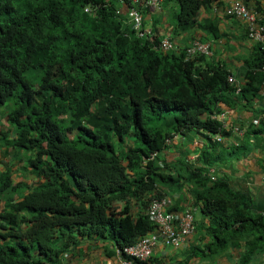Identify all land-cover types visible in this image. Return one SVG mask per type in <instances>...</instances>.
Returning a JSON list of instances; mask_svg holds the SVG:
<instances>
[{"label":"trees","instance_id":"trees-1","mask_svg":"<svg viewBox=\"0 0 264 264\" xmlns=\"http://www.w3.org/2000/svg\"><path fill=\"white\" fill-rule=\"evenodd\" d=\"M163 1L175 8L179 30L197 26L220 35L213 20L197 21L218 0ZM124 2L0 0V104L14 101L8 121L18 134L12 144L25 152L37 181L7 198L20 184L11 182L8 171L0 173V264H59L85 238L107 237L118 250L136 244L157 229L146 215L149 202L185 188L210 218L211 230L236 228L235 237L245 235L253 248L249 253L264 252V214L253 215L246 194L208 174L227 151L212 137H242L249 151L258 144L264 110L252 105L264 100V50L257 45L246 59L245 83L236 95L222 65L204 57L186 61L183 50L152 49L158 37L150 44L136 38L121 12ZM88 6L94 12H85ZM30 71L39 76L37 88L25 77ZM221 105L251 108L245 129H227L213 119ZM176 131H202L204 144L194 161L188 149L173 162L160 160L164 141ZM154 152L158 158L150 160ZM134 202L145 213L133 216ZM160 239L152 251L158 243L172 247ZM152 255L133 264H152Z\"/></svg>","mask_w":264,"mask_h":264},{"label":"crops","instance_id":"crops-1","mask_svg":"<svg viewBox=\"0 0 264 264\" xmlns=\"http://www.w3.org/2000/svg\"><path fill=\"white\" fill-rule=\"evenodd\" d=\"M232 1L218 0L210 9L201 10L199 13L198 22L213 20L216 23L220 31L217 38L210 34L206 35L197 26L185 31L179 30L175 20L176 10L173 6L164 7L161 12L146 11L145 25L151 28L156 27V37L159 39L166 36L171 37L177 50H183L193 40L207 42L212 50V57L207 63L222 65L232 74L244 73L246 72V59L253 55L257 45L248 40L246 27L242 21L225 16L224 11ZM246 2L249 8L264 14V0H247ZM122 11L125 13V8ZM263 93L264 87L260 95L262 96ZM252 107L257 111H263L264 100H255ZM222 108L226 115L225 124L229 126L243 124L242 127L245 129L253 116L251 108H243L241 105L236 108L228 106H222ZM170 135L175 139L168 143L167 148L162 151L160 160L168 163L173 162L181 151L188 149L191 153L187 158L194 161L197 157V150L203 147L204 139L200 135L193 136V132L186 135L176 131ZM187 141L190 142V145L185 147ZM242 142V137L223 139L221 145L227 151L222 155V162L212 165L208 172L214 178L223 177L226 179L234 191L246 194L252 201L251 213L253 215L264 214V151L262 150L264 130L261 131L257 141L259 145L256 144L252 151L244 149ZM129 145L133 146L132 143ZM195 149L196 151H194ZM229 153L232 154L228 155ZM153 157L158 158V155L155 156L154 152L149 159L151 160ZM0 170H3L2 167ZM158 188L160 192L162 190L161 193L165 194L164 185ZM168 197L172 199L171 209L174 208L175 213L184 212L189 205L196 208L195 229L178 249L158 243L153 251L152 264H264V252L249 253V250L253 248L247 247L249 244L245 235L240 238L235 237V227L232 229L233 231L225 229L221 234L211 230L210 218L201 213L198 205H193V199L186 188L174 192ZM0 203L1 208L3 202ZM116 207H124V202L116 204ZM130 207V213L133 216L145 213V208L137 206L135 202L130 203ZM217 235L221 240H225V244L219 241ZM114 244L107 237L81 239L78 245L62 255L59 264H108L114 258Z\"/></svg>","mask_w":264,"mask_h":264},{"label":"built area","instance_id":"built-area-1","mask_svg":"<svg viewBox=\"0 0 264 264\" xmlns=\"http://www.w3.org/2000/svg\"><path fill=\"white\" fill-rule=\"evenodd\" d=\"M245 0L234 1L226 10V14L242 20L246 27V33L249 40L264 44V23L257 13L249 9L245 4ZM133 3H138V0H132ZM159 0L145 1L148 7H156ZM129 17L134 25L137 35L145 37L150 34L149 30L142 29V18L138 11L134 8L129 10ZM162 48L169 50L172 48L168 39L162 40ZM187 56H206L209 57L211 52L209 46L199 42H194L190 49L187 50ZM229 81H233L229 79ZM264 185V178H263ZM170 197H162L154 199L150 202L147 208V216L151 222L157 227L158 232L150 236L142 238L138 243L116 249L113 261L108 264H133V261H146L152 255V247L160 239L164 238V243L170 244L173 248L179 247V237H187L194 232V212L195 207L189 205L182 213H172L168 210L172 206ZM162 240V239H160ZM126 255L130 259H123Z\"/></svg>","mask_w":264,"mask_h":264},{"label":"clouds","instance_id":"clouds-1","mask_svg":"<svg viewBox=\"0 0 264 264\" xmlns=\"http://www.w3.org/2000/svg\"><path fill=\"white\" fill-rule=\"evenodd\" d=\"M145 1L148 2L149 0H138V3H133L132 0H126V2L121 3V12H122L123 16H125V17L127 18V22H128V24L131 26L132 30L134 31V33H135V37H136V38H139V39H142V41H144V42H146L145 40H147V41L149 42V44H150V43H153V42H154V38H156L157 35L155 34L153 28L149 27L148 25H145V19H144V17H145V12H146V11L161 12L162 9L164 8V5H163V4H164V1H163V0H159V3H158V5H157L156 7H151V6L148 7L146 4H144ZM234 1H236V0H233V1L230 3V5H231ZM246 1H247V0L244 1V4L248 7ZM230 5H229V6H230ZM229 6H228V7H229ZM166 7H167V6H166ZM228 7H227V8H228ZM123 8H125V13L122 11ZM131 8H134L136 11H138V12L140 13L141 18H142V29H143V30H149V31H150V34H149V35H146L145 37H139V36L137 35V31L135 30L134 25H133V23H132V21H131V19H130V17H129V10H130ZM227 8H226V10H227ZM248 8H249V7H248ZM249 9H251V8H249ZM251 10L255 11V12L257 13V15L259 16V18L262 19V16H261L256 10H254V9H251ZM84 11H85V12H88V13H92V12H94V8H92L91 6H88V7H85ZM117 13H118V12H117ZM226 15H227V14H226ZM227 16H229V15H227ZM241 21H242V20H241ZM243 24H244V22H243ZM244 27H245V24H244ZM246 36H247V33H246ZM247 38H248V37H247ZM144 39H145V40H144ZM164 39H168V40H169L170 44L172 45V48H171V49H169V50H165V49L162 48V40H164ZM248 40H249V39H248ZM249 41H251V40H249ZM158 42H159V43H158L157 46L150 44V46L152 47V49L155 48L156 50H160V51L163 52V53H167V52H171V51H179V50H177V46L175 45V43L173 42V40H171V37H169V36L162 37L161 39L158 38ZM194 42H199V43H202V44H206V45H208V46H209V50H210V52H211V55H210L209 57H206V56H193V57H188L186 52H187L188 49L191 48V46L193 45ZM251 42L254 43V44H256V45L261 46L262 50H264V44L255 43V42H253V41H251ZM183 51H184V54H185L184 56H185V60H186V61L193 60V59L196 58V57H204V58H206L207 60H210L211 57H212V50H211L210 44L207 43V42H202V41H200V40H193V41H192V42H191L186 48L183 49ZM198 70H199V73H200V72H201V69H198ZM261 70L264 72V65L262 66ZM195 72H196V71H195ZM229 73H230V72H229ZM244 75H245V73H239V74H238V73H237V74H232V73H230L229 76H228V78H227L228 83L235 87V94H236V95H238V94L240 93L241 88H242L243 84L245 83V77H244ZM195 76H196V75H195ZM198 76H199V75H198ZM198 76H196V77H198ZM229 79H232L233 81H229ZM222 106H224V105H221V107H222ZM222 109H223V108H222ZM211 117H212L213 119L217 120V121L222 122L223 125L225 126V128L228 129V127H230L229 125H226V124H225L226 115H224V112H221V113L216 114V115H212ZM258 124H259V120H258V119H254V120H253V125L257 127ZM231 127H232L233 130H239V126H231ZM201 132H202V131H200V133L193 132V134H194L193 136H197V135L201 134ZM17 134H18V133H17L16 131H14V133H13L14 137H13V139L6 141L5 145H6L8 148H10V149H14V150L16 151V153H17L18 155H20V154L23 152V150L18 149V147H16L15 145L12 144V142L16 139ZM6 135H7V133H3V134L0 133V136H2V137L6 136ZM200 136H201V135H200ZM174 139H175V138H174ZM174 139H173V136L169 135V137L167 138L166 142L164 141V143H163V144H164L163 149H166L168 143L172 142ZM212 139H213L214 141H216V142H221V143H222V141H223V139H222L221 137H219V136H214V137H212ZM9 143H10V145H8ZM0 151H2V153H3L4 156H7V157H8L7 160H10V159L12 158V159H11V160H12V163H10L9 165H5V163H4V166H8L9 168L7 169V168L4 167V169L2 170L1 173H5V172L8 171L9 174H10V180H11V182H12L14 185H19V184L22 185V186H23V191H24V193H26L28 187H25V186H29V187H30L31 184H35V183L37 182L36 179L33 177V175H31L30 169H28V168L26 167L27 163H26V164H23L22 159L13 160L14 158L11 157V155H12V153H13L12 151L2 150V149H1ZM9 153H11L10 157L8 156ZM23 153L25 154V152H23ZM155 156H156V152H155ZM154 158H155V157H153L151 160H153ZM7 160H5V162H8ZM21 161H22V164H21L20 167H18V165H17L16 163H19V162H21ZM0 164H3V163H0ZM10 168H13V170L16 169V170L21 171V173H22L23 175L20 176V177L16 176V173H15L16 170H14V173H12L11 170H10ZM208 170H209V169H208ZM27 174H30L31 177H33L34 180L32 181V180H31V177H30L29 179L26 178V177H27ZM208 174H209V172H208ZM209 176L211 177L212 180L215 179V178H214L213 176H211L210 174H209ZM29 182H32V183L29 184ZM24 193H23V194H24ZM164 197H167V196H164ZM161 198H162V197H161ZM155 199H156V198H155ZM157 199H159V198H157ZM153 200H154V199H152L151 201H153ZM151 201H150V202H151ZM0 202H3V204H4V201H3V200H1ZM150 202H149V204H150ZM0 204H1V203H0ZM1 208H2V205H1ZM1 208H0V209H1ZM147 208H148V207H147ZM170 209H171V207H170ZM170 209L168 210L169 212L175 213V212L171 211ZM146 215H147V214H146ZM148 219H149V218H148ZM149 221L151 222L150 219H149ZM151 223H152V222H151ZM152 225H154V224L152 223ZM194 227H195V224H194ZM194 229H195V228H194ZM158 230H159V229H156V232H155V233H157ZM192 234H193V233H192ZM192 234H191V235H192ZM191 235H188L187 237H181V236H180V237H179V240H180L179 247H181V246H182V243L185 242V241H186ZM179 247L174 248V249H178ZM172 248H173V247H172ZM115 250H116V247H115ZM112 261H113V260H112Z\"/></svg>","mask_w":264,"mask_h":264},{"label":"rangeland","instance_id":"rangeland-1","mask_svg":"<svg viewBox=\"0 0 264 264\" xmlns=\"http://www.w3.org/2000/svg\"><path fill=\"white\" fill-rule=\"evenodd\" d=\"M25 77L28 81H30L33 84L34 88H37L39 76L35 71H30V72L26 73ZM13 109H14V101L13 100L8 101L5 104H0V133L1 134L7 133V135L4 137L0 136V150L2 149V150L12 151L13 152L12 155H11V153L8 154L9 157L11 155V157L14 158L13 160L22 159L23 164H26V155L23 152L20 155H18L14 149H10L5 145L6 141L11 140L14 137L13 133H14L15 129L13 128V123L8 121V115ZM132 140L133 139L131 138L130 141H132ZM125 144H129V142L126 141ZM136 145H139V143H137ZM7 159H8V157L4 156L2 151H0V163H3V164H0V167H2V169H4V167L7 169L9 168L8 166H4V163H5V165H9L10 163H12V160H11L12 158L10 160H7ZM5 160H7L8 162H5ZM22 161L19 163H16L18 165V167L21 166ZM10 170L12 173H14V170H16V169L13 170V168H10ZM1 171L2 170H0V172ZM15 173H16V176H18V177L23 175L21 173V171H19V170H16ZM30 177H31V175L27 174L26 178L29 179ZM31 180L32 181L34 180L33 177H31ZM31 183L32 182H29V184H31ZM23 193H24L23 186L19 185L15 189L8 192L9 197H7V198L14 199L17 196L22 195Z\"/></svg>","mask_w":264,"mask_h":264},{"label":"water","instance_id":"water-1","mask_svg":"<svg viewBox=\"0 0 264 264\" xmlns=\"http://www.w3.org/2000/svg\"><path fill=\"white\" fill-rule=\"evenodd\" d=\"M195 75H196V76L199 75V70H196Z\"/></svg>","mask_w":264,"mask_h":264}]
</instances>
